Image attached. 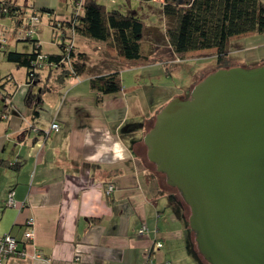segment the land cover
Wrapping results in <instances>:
<instances>
[{"label": "crops", "instance_id": "1", "mask_svg": "<svg viewBox=\"0 0 264 264\" xmlns=\"http://www.w3.org/2000/svg\"><path fill=\"white\" fill-rule=\"evenodd\" d=\"M12 3L17 6L10 15L17 24L24 22L25 8ZM60 20L57 26L65 35L60 42L77 35L80 45L72 41L74 49L84 51L88 101L80 97L75 79L82 72L72 74L67 62L42 60L30 81L26 70L20 81L12 73L0 76V234L12 232L23 250L4 264H205L187 223V205L145 155L142 134L151 109L140 107L142 118L128 120V98L120 89L103 93L96 102L88 79L113 68L91 70L97 59L87 61L84 47H97L96 42ZM28 37L37 38L18 36ZM33 45L31 40L30 50ZM228 56L229 65L262 59L246 63L239 55ZM53 120L57 128L50 126ZM89 137L92 146L85 144ZM100 145L110 150L89 162L86 158ZM113 146L123 149V159L114 158ZM10 188L13 205L5 202ZM29 216L33 235L26 238L22 233ZM141 224L144 232L137 231Z\"/></svg>", "mask_w": 264, "mask_h": 264}, {"label": "water", "instance_id": "2", "mask_svg": "<svg viewBox=\"0 0 264 264\" xmlns=\"http://www.w3.org/2000/svg\"><path fill=\"white\" fill-rule=\"evenodd\" d=\"M205 264H264V62L205 73L143 132Z\"/></svg>", "mask_w": 264, "mask_h": 264}, {"label": "rangeland", "instance_id": "3", "mask_svg": "<svg viewBox=\"0 0 264 264\" xmlns=\"http://www.w3.org/2000/svg\"><path fill=\"white\" fill-rule=\"evenodd\" d=\"M2 1V0H0ZM7 1V0H4ZM25 8L24 17L37 13L38 20L34 24L30 37H37L40 43V50L43 52H59V42L65 37L59 24V20L68 16L77 6L76 0H11ZM83 1V0H79ZM101 3L106 9L116 8L121 12H129L140 18L143 23L142 35L139 41L138 58H119L117 54L102 42H96L90 38V42H96L97 47L86 48L87 61L91 58L97 59L91 65V70L98 71L113 68L119 76L120 93L128 98V106L125 116L128 120H140L141 108H150L154 112L174 95H184L188 93L189 85L193 84L211 68H213L214 58L210 52L188 53L182 57L173 53L168 44L165 26L170 23L169 19L162 14L161 0H95ZM8 2V1H7ZM264 4V0H261ZM45 5L52 8L51 12L41 10L39 7ZM80 10V9H79ZM25 19V18H24ZM53 20L57 23L52 24ZM16 21V17L10 13H0V76L12 73L17 81L23 79L26 67L17 65L5 59L2 51L5 48L28 51L31 48V39H19L22 34L23 24ZM57 26V28H56ZM75 35V34H74ZM79 38L73 36V42L78 46ZM80 41V40H79ZM236 43V45H233ZM230 47L227 54L230 56H241L244 62H251L264 58V31H252L246 34L235 36L229 40ZM232 45L234 47H232ZM240 46L235 48L236 46ZM95 50V51H94ZM112 54V55H110ZM145 55V58L142 56ZM110 56L118 58L113 63L109 62ZM112 66V67H110ZM88 68V66H87ZM108 70V69H107ZM85 71L81 75H75L77 85L84 102L89 96L87 81L84 77ZM69 84V83H68ZM75 85V86H77ZM131 91H130V90ZM131 93L127 97V93ZM93 94V92H92ZM139 104V105H138ZM155 108V111L154 109ZM122 108L120 111L122 112ZM151 121L147 120L146 126ZM143 155V150H142ZM144 157V155H143ZM144 159H146L144 157Z\"/></svg>", "mask_w": 264, "mask_h": 264}, {"label": "trees", "instance_id": "4", "mask_svg": "<svg viewBox=\"0 0 264 264\" xmlns=\"http://www.w3.org/2000/svg\"><path fill=\"white\" fill-rule=\"evenodd\" d=\"M7 1L10 5L7 13H10L17 5ZM160 6L162 14L170 21L165 26V32L171 51L181 57L188 53L210 52L214 66L209 71L229 65L227 52L231 38L252 31H264V4L261 0H161ZM39 8L52 11V8L44 5ZM60 21L73 31L106 44L119 58L135 59L141 56L139 41L143 23L129 12L106 9L95 0H83L81 12L72 11L67 19ZM30 39L34 45L29 51L4 49L5 58L24 65L27 76L33 59L40 52L37 38ZM65 43H59V52H45L47 57L44 61L61 65L67 62L72 74L83 72L84 51L75 50L73 44L66 50ZM142 56L145 58V55ZM260 62H264V58ZM88 85L95 91L94 100L99 102L103 93L120 89L119 76L116 70L98 73L89 77ZM150 119L145 130L150 126L153 114ZM158 173L165 182L163 174Z\"/></svg>", "mask_w": 264, "mask_h": 264}, {"label": "built area", "instance_id": "5", "mask_svg": "<svg viewBox=\"0 0 264 264\" xmlns=\"http://www.w3.org/2000/svg\"><path fill=\"white\" fill-rule=\"evenodd\" d=\"M77 1V6L73 9L74 13H79L81 12L82 9V1L76 0ZM9 2L5 1H0V11L8 12L9 11ZM80 9V10H79ZM38 20L37 13L33 10L32 14L28 15L25 17V21L22 24L23 29H22V35L24 36H29L30 33L33 31L34 24ZM72 41H68L64 44V48L68 50L70 46L72 45ZM47 55L45 52L40 51L37 53L36 58L33 59L32 65H31V71L29 72V76H27V80L30 81L34 72L36 71V67L40 64V62L44 59H46ZM68 60L69 58L66 57ZM50 126L53 128L58 127V122L57 121H51ZM5 202L8 205H13L14 204V199H13V189L10 188L6 192V197H5ZM33 218L31 216L27 217L25 220V225L26 228L23 231V236L26 238H31L33 235ZM145 226L141 224L139 227H137L138 232H144L145 231ZM156 245H159V241H155ZM23 253V250L18 248L17 246V238L16 236L10 232V231H5L2 234H0V264H4V260L6 257H8L10 254H20Z\"/></svg>", "mask_w": 264, "mask_h": 264}, {"label": "clouds", "instance_id": "6", "mask_svg": "<svg viewBox=\"0 0 264 264\" xmlns=\"http://www.w3.org/2000/svg\"><path fill=\"white\" fill-rule=\"evenodd\" d=\"M105 139H110V137L105 134ZM85 144L87 146H92L93 145V141L92 139L89 137L85 140ZM118 146H113V148L111 149V151L114 152V158H119V159H123V149L120 148L119 151H117ZM110 149H108L106 146L104 145H100L99 148L97 149L95 155L93 156H89L86 159L91 162V161H95L97 159H99L104 153L108 152Z\"/></svg>", "mask_w": 264, "mask_h": 264}]
</instances>
